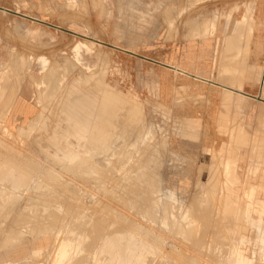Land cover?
<instances>
[{
    "label": "rangeland",
    "instance_id": "obj_1",
    "mask_svg": "<svg viewBox=\"0 0 264 264\" xmlns=\"http://www.w3.org/2000/svg\"><path fill=\"white\" fill-rule=\"evenodd\" d=\"M263 15L0 0V264H264Z\"/></svg>",
    "mask_w": 264,
    "mask_h": 264
},
{
    "label": "bare ground",
    "instance_id": "obj_2",
    "mask_svg": "<svg viewBox=\"0 0 264 264\" xmlns=\"http://www.w3.org/2000/svg\"><path fill=\"white\" fill-rule=\"evenodd\" d=\"M251 9V8H250ZM253 12V11H252ZM252 14V13H251ZM246 15L248 16V14H247V12H246ZM264 16V15H263ZM248 18V17H247ZM260 18V17H259ZM259 18H257V19H259ZM251 20V19H250ZM249 20V21H250ZM253 21H254V19H253ZM251 23V22H250ZM250 25V24H249ZM239 26H242V23L239 25ZM251 26V25H250ZM244 27V26H243ZM242 27V28H243ZM249 28V27H248ZM244 30H242V32H243ZM249 31V30H248ZM239 33V32H238ZM234 34V33H233ZM234 35H236V34H234ZM239 34H237V36H238ZM242 35V34H241ZM228 36H230V34L228 35ZM240 36V35H239ZM259 38V37H258ZM237 40H239V39H237ZM255 42H256V39L254 40ZM257 41H258V39H257ZM230 42V41H229ZM243 42V41H242ZM252 42V41H251ZM234 44V43H233ZM238 44V42L236 43V45ZM256 44V43H255ZM239 45V44H238ZM251 45V44H250ZM261 45V44H260ZM254 47H255V45H253ZM236 48V47H235ZM238 48H240V47H238ZM237 48V49H238ZM264 48V47H263ZM254 49V48H253ZM260 51H261V49H260ZM263 51V50H262ZM253 52V51H252ZM252 54V53H251ZM251 57V56H250ZM255 57H256V55H255ZM253 58V57H252ZM251 60V59H250ZM249 61V60H248ZM254 62V61H253ZM248 64H249V62H248ZM253 64H255V63H253ZM244 65V64H243ZM259 65V64H258ZM257 65V66H258ZM250 66V65H249ZM252 66V65H251ZM260 66V65H259ZM263 67H264V65H262ZM251 68V67H250ZM263 70V68L260 66V68H259V72L260 71H262ZM8 74V73H7ZM9 77V76H8ZM0 78H1V76H0ZM10 78V77H9ZM2 79H4V83H7V81H5V79H8V78H5V77H2ZM9 80V79H8ZM61 80V79H60ZM257 84V83H256ZM20 86V85H19ZM260 86V85H259ZM19 88V87H18ZM263 90H264V88H263ZM230 92V91H229ZM233 92V91H232ZM230 94V93H229ZM75 96L74 97H80V96H82V95H79V96H77V93L76 94H74ZM231 95V94H230ZM240 96V95H239ZM244 97V96H243ZM70 99H73V98H70ZM248 99V97L246 98V100ZM108 100H109V98H107V97H105L104 95H103V97H102V107H103V110L105 109V105L107 104V103H109L108 102ZM111 104V103H110ZM99 105V104H98ZM10 107H11V105H10ZM33 107V106H32ZM264 108V107H263ZM109 109V108H108ZM111 109V108H110ZM70 110V109H69ZM97 110H98V108H97ZM72 111V110H71ZM113 111V110H112ZM73 113V112H72ZM81 112H79V114H80ZM113 113H115V112H113ZM75 114V113H74ZM78 114V113H77ZM82 114V113H81ZM106 114V113H105ZM77 116V115H76ZM79 116V115H78ZM74 117V116H73ZM83 117V116H82ZM85 117V116H84ZM113 117V116H112ZM78 118V117H77ZM86 119V118H85ZM110 118L109 117H107V119H106V122H109L108 120H109ZM113 119H114V117H113ZM110 121H112V120H110ZM92 123V122H91ZM6 125V124H5ZM87 125V124H86ZM104 123H100V126L99 127H101L100 129H99V134H101V132H103L104 131ZM89 127V126H88ZM2 128V127H1ZM10 130V129H9ZM6 133V132H5ZM7 135H8V133H7ZM9 135H10V133H9ZM22 142V141H21ZM238 156V155H237ZM230 159V158H229ZM229 159H227V160H229ZM237 160H238V158H237ZM237 160H233L234 162H236ZM229 162V161H228ZM82 164V163H81ZM236 164V163H235ZM228 165V164H227ZM232 165V164H231ZM233 166H235V165H233ZM7 167H9V166H7ZM232 167V166H231ZM230 167V168H231ZM228 168V167H227ZM229 168V169H230ZM7 170V169H6ZM231 170V169H230ZM3 172V171H2ZM6 172V171H5ZM215 174V173H214ZM20 177V176H19ZM238 177V176H237ZM224 183V182H223ZM249 184V183H248ZM4 189V188H3ZM1 190H2V187H1ZM6 191V190H5ZM248 192V191H247ZM261 193V192H260ZM208 208V207H207ZM232 208V207H231ZM205 210V209H204ZM55 215V214H54ZM52 216V215H51ZM50 216V217H51ZM54 217V216H53ZM52 218V217H51ZM230 218V217H229ZM231 224V223H230ZM129 225V224H128ZM181 230V229H180ZM254 231V230H253ZM196 234V233H195ZM220 244V243H219ZM227 245V244H226ZM53 248V247H52ZM241 258V257H240ZM239 260V259H238ZM200 262V261H199ZM234 262V261H233ZM238 264V263H237ZM241 264V263H240Z\"/></svg>",
    "mask_w": 264,
    "mask_h": 264
},
{
    "label": "crops",
    "instance_id": "obj_3",
    "mask_svg": "<svg viewBox=\"0 0 264 264\" xmlns=\"http://www.w3.org/2000/svg\"><path fill=\"white\" fill-rule=\"evenodd\" d=\"M25 101V100H24Z\"/></svg>",
    "mask_w": 264,
    "mask_h": 264
}]
</instances>
